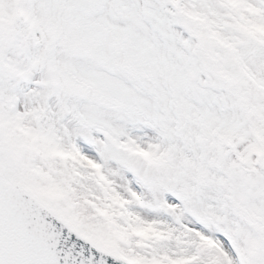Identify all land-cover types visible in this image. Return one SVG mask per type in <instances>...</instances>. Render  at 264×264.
Masks as SVG:
<instances>
[{
  "label": "snow or ice",
  "instance_id": "1",
  "mask_svg": "<svg viewBox=\"0 0 264 264\" xmlns=\"http://www.w3.org/2000/svg\"><path fill=\"white\" fill-rule=\"evenodd\" d=\"M0 264H264V0H0Z\"/></svg>",
  "mask_w": 264,
  "mask_h": 264
}]
</instances>
